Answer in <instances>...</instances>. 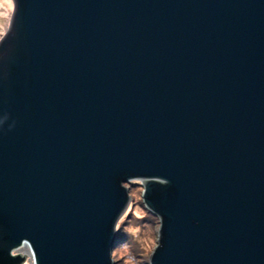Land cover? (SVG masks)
<instances>
[{"label": "water", "instance_id": "obj_1", "mask_svg": "<svg viewBox=\"0 0 264 264\" xmlns=\"http://www.w3.org/2000/svg\"><path fill=\"white\" fill-rule=\"evenodd\" d=\"M11 1L0 264H114L135 182L151 264H264V0Z\"/></svg>", "mask_w": 264, "mask_h": 264}, {"label": "rangeland", "instance_id": "obj_2", "mask_svg": "<svg viewBox=\"0 0 264 264\" xmlns=\"http://www.w3.org/2000/svg\"><path fill=\"white\" fill-rule=\"evenodd\" d=\"M2 3L3 0H0V35H4L7 31L13 11L11 0H5L3 6ZM126 187L129 188L131 202L120 221L119 229L123 230L127 238L118 249L113 251L112 259L114 264H125V261L135 257V264H144L143 246L150 243L156 236V220L141 203V186L135 182ZM25 264H32V261L28 259Z\"/></svg>", "mask_w": 264, "mask_h": 264}, {"label": "clouds", "instance_id": "obj_3", "mask_svg": "<svg viewBox=\"0 0 264 264\" xmlns=\"http://www.w3.org/2000/svg\"><path fill=\"white\" fill-rule=\"evenodd\" d=\"M5 0H3L2 6L4 5ZM5 40V35H0V44H2ZM8 119V115L4 114L3 116H0V123H2L3 121ZM166 183H168L167 180H165ZM157 215L161 218V223L157 224V230L160 229L161 224L163 223V218L161 216V214H159L157 212ZM118 228V226H116ZM161 244V236L160 235H156L152 241L150 243H148L147 245L143 246V253H142V259L143 260H147L149 261V264H151V256L152 253L155 251V249L157 247H159ZM112 254H113V250L110 253V260L112 261ZM125 264H135V257L133 259L127 260L125 261Z\"/></svg>", "mask_w": 264, "mask_h": 264}, {"label": "trees", "instance_id": "obj_4", "mask_svg": "<svg viewBox=\"0 0 264 264\" xmlns=\"http://www.w3.org/2000/svg\"><path fill=\"white\" fill-rule=\"evenodd\" d=\"M150 214V213H149ZM127 235L124 234L123 230H120L118 228V235H117V241H116V245H115V249H118L120 247V245L126 241Z\"/></svg>", "mask_w": 264, "mask_h": 264}, {"label": "bare ground", "instance_id": "obj_5", "mask_svg": "<svg viewBox=\"0 0 264 264\" xmlns=\"http://www.w3.org/2000/svg\"><path fill=\"white\" fill-rule=\"evenodd\" d=\"M11 5V3H10ZM18 253H21L22 255L26 256L28 259L31 260L30 252L26 248V246H23L20 250H18Z\"/></svg>", "mask_w": 264, "mask_h": 264}]
</instances>
